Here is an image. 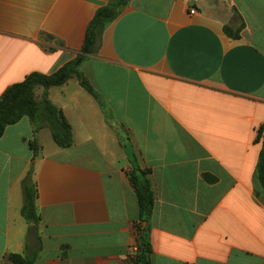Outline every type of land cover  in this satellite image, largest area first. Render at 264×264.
<instances>
[{
	"label": "crops",
	"instance_id": "0c3cea01",
	"mask_svg": "<svg viewBox=\"0 0 264 264\" xmlns=\"http://www.w3.org/2000/svg\"><path fill=\"white\" fill-rule=\"evenodd\" d=\"M108 1L0 0V98L76 58ZM241 26L239 38L225 31ZM101 36L82 73L104 109L77 78L48 90L73 146L48 150L51 131L35 134L28 117L0 139V264L11 254L33 264H134L135 160L155 194L153 264H264L253 176L263 147L264 0H132ZM31 169L37 222L22 215Z\"/></svg>",
	"mask_w": 264,
	"mask_h": 264
},
{
	"label": "trees",
	"instance_id": "16d2710c",
	"mask_svg": "<svg viewBox=\"0 0 264 264\" xmlns=\"http://www.w3.org/2000/svg\"><path fill=\"white\" fill-rule=\"evenodd\" d=\"M132 0H109L107 5L98 8L93 20L89 23L83 46L76 58L67 62L50 75L38 72L31 73L23 82L7 88L0 98V139L9 126L17 124L24 117H28L34 124V133L47 127L55 145L61 149H68L74 144L73 128L64 117L61 109L56 107L48 98V90L52 87L65 85L72 78H77L85 91L91 94L103 107L101 95L94 90L88 79L82 73V67L91 55L98 52L101 35L127 8ZM242 26L237 31L229 27L225 31L234 38H239ZM43 87L40 102L35 100V88ZM106 114V113H105ZM107 116V114H106ZM108 120V116L106 117ZM257 142L263 147L259 155L254 176L255 195L264 201V124L258 129ZM33 169L29 170L23 180L25 203L22 215L27 221L40 220L35 206L36 187L33 182ZM150 170L143 169L138 162L132 161V169L128 172L129 181L133 187L139 203V222L137 229V252L134 254V264H153L148 255L152 253L151 218L155 207V194L150 180ZM148 254V255H147ZM11 264H33L34 257L11 254L8 256Z\"/></svg>",
	"mask_w": 264,
	"mask_h": 264
},
{
	"label": "rangeland",
	"instance_id": "374dc122",
	"mask_svg": "<svg viewBox=\"0 0 264 264\" xmlns=\"http://www.w3.org/2000/svg\"><path fill=\"white\" fill-rule=\"evenodd\" d=\"M42 91H43V93H44V89H43V88H38V90H37V94H41ZM43 93H42V94H43ZM44 144H46V148H48L49 145H50V146L57 147V145H55V142L53 141L52 136L49 135V132H48V136H47V142L44 143ZM48 150H49V148H48Z\"/></svg>",
	"mask_w": 264,
	"mask_h": 264
},
{
	"label": "built area",
	"instance_id": "2783aa9c",
	"mask_svg": "<svg viewBox=\"0 0 264 264\" xmlns=\"http://www.w3.org/2000/svg\"><path fill=\"white\" fill-rule=\"evenodd\" d=\"M191 13H192V14H194V13H195V11H194V10H192V11H191Z\"/></svg>",
	"mask_w": 264,
	"mask_h": 264
},
{
	"label": "water",
	"instance_id": "95a60500",
	"mask_svg": "<svg viewBox=\"0 0 264 264\" xmlns=\"http://www.w3.org/2000/svg\"><path fill=\"white\" fill-rule=\"evenodd\" d=\"M148 255V254H147ZM148 258H150V255H148Z\"/></svg>",
	"mask_w": 264,
	"mask_h": 264
}]
</instances>
